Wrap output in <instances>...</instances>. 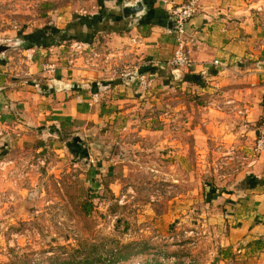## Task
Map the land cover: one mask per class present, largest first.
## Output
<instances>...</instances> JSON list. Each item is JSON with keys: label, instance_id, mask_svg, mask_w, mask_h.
I'll return each instance as SVG.
<instances>
[{"label": "crops", "instance_id": "0c3cea01", "mask_svg": "<svg viewBox=\"0 0 264 264\" xmlns=\"http://www.w3.org/2000/svg\"><path fill=\"white\" fill-rule=\"evenodd\" d=\"M138 1L143 14L125 18L123 7ZM184 1L90 0L94 9H83V17L96 19L97 26L83 27L90 38L85 44L96 46L100 59L86 57V49L85 58L69 64L60 57L62 44L42 48L41 54L39 47L25 50L33 53L25 71L39 80L28 91L16 55L0 59V143L5 137L17 140L23 124L79 127L109 117L115 129L140 130L150 145L157 144L151 170L181 183L194 177L199 153L205 151L201 145L222 144L229 164L239 154L235 176L244 182L240 190L234 186L213 200L225 202L228 244L250 259L264 257V152L254 151L264 137V12L256 10L261 0H200L187 24L195 61L188 71L167 65L176 49L171 8ZM51 60L58 70L41 77L43 62ZM137 74L151 80L148 91L138 88Z\"/></svg>", "mask_w": 264, "mask_h": 264}, {"label": "rangeland", "instance_id": "374dc122", "mask_svg": "<svg viewBox=\"0 0 264 264\" xmlns=\"http://www.w3.org/2000/svg\"><path fill=\"white\" fill-rule=\"evenodd\" d=\"M83 9L93 11L90 0H0V40L11 44L4 56L21 61L24 89L39 80L25 71L23 36L62 44L67 62L78 35L88 34L76 24ZM69 35L76 39L64 41ZM88 47L86 57L100 59ZM43 123L23 124L17 140L0 143V264H80L85 256L108 264L115 252L128 256L115 264H264L228 244L225 202L213 201L240 190L238 153L229 164L222 144L201 145L194 177L181 183L153 173L159 150L140 130L121 132L109 117Z\"/></svg>", "mask_w": 264, "mask_h": 264}, {"label": "built area", "instance_id": "2783aa9c", "mask_svg": "<svg viewBox=\"0 0 264 264\" xmlns=\"http://www.w3.org/2000/svg\"><path fill=\"white\" fill-rule=\"evenodd\" d=\"M200 6V0H185L184 2L175 5L171 8V20L173 23V34L176 41V49L172 58L168 61L167 65L175 69L192 70L195 67V61L193 60L187 41V24L197 14ZM256 10L258 12H264V7L259 5ZM71 51L69 53L68 62L74 64L79 57H82L85 53L87 46L83 42H74L71 45ZM28 60H32L33 53L27 55ZM215 66H221L218 60L214 61ZM58 65L55 61H47L42 65L43 77H52L58 70ZM136 80H138V88L141 91H148L151 87V80L145 74H137ZM97 93L93 95L96 99ZM255 152H264V137H260L256 141L254 147Z\"/></svg>", "mask_w": 264, "mask_h": 264}, {"label": "trees", "instance_id": "16d2710c", "mask_svg": "<svg viewBox=\"0 0 264 264\" xmlns=\"http://www.w3.org/2000/svg\"><path fill=\"white\" fill-rule=\"evenodd\" d=\"M78 22L76 23L77 25H81V26H86L87 28L89 29H95V27L97 26V23H96V19L92 18L93 20H90V19H87L86 17H83V16H79L78 17ZM87 37L86 38H83V33L81 32L80 35H78V38L77 40L80 41V42H83V43H86L88 42V40H90V38L88 37L89 34H86ZM31 39H29V37H25L23 36V42L24 44L22 45V47H24V49H31V48H34V47H50V46H53L54 43H41V40H43V36L41 37H35V39H33L32 37H30ZM76 39V37H72V36H68L66 37V39H64V41H67V39ZM92 38V36H91ZM113 256L115 257L113 260H110V262L108 264H115L116 261L118 260H122V259H126L128 258V256H125V257H122L120 256V254L118 252H115L113 253ZM96 262V259H91L89 256H85L82 261H79L80 264H94Z\"/></svg>", "mask_w": 264, "mask_h": 264}, {"label": "water", "instance_id": "95a60500", "mask_svg": "<svg viewBox=\"0 0 264 264\" xmlns=\"http://www.w3.org/2000/svg\"><path fill=\"white\" fill-rule=\"evenodd\" d=\"M144 12V5L141 1H138L135 4H127L123 7V15L125 18H135L140 15H142ZM171 26H173V23L171 22ZM11 48L10 43H5L0 40V59L4 57V54L7 52L8 49ZM130 78V77H128ZM55 86L57 87V84L55 83ZM244 183V182H243Z\"/></svg>", "mask_w": 264, "mask_h": 264}]
</instances>
